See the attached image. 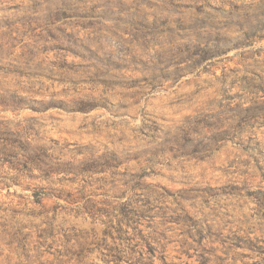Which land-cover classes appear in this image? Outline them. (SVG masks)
Wrapping results in <instances>:
<instances>
[{
  "label": "rangeland",
  "instance_id": "374dc122",
  "mask_svg": "<svg viewBox=\"0 0 264 264\" xmlns=\"http://www.w3.org/2000/svg\"><path fill=\"white\" fill-rule=\"evenodd\" d=\"M0 264H264V0H0Z\"/></svg>",
  "mask_w": 264,
  "mask_h": 264
}]
</instances>
